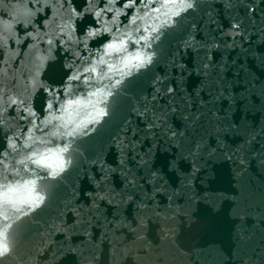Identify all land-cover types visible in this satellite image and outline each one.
Returning a JSON list of instances; mask_svg holds the SVG:
<instances>
[{"label": "water", "instance_id": "95a60500", "mask_svg": "<svg viewBox=\"0 0 264 264\" xmlns=\"http://www.w3.org/2000/svg\"><path fill=\"white\" fill-rule=\"evenodd\" d=\"M0 184V264H264V0H0Z\"/></svg>", "mask_w": 264, "mask_h": 264}, {"label": "snow or ice", "instance_id": "6c2138e0", "mask_svg": "<svg viewBox=\"0 0 264 264\" xmlns=\"http://www.w3.org/2000/svg\"><path fill=\"white\" fill-rule=\"evenodd\" d=\"M109 48L115 49V48H117V45L110 44ZM136 59H140V58L137 56ZM46 159L45 160H35L34 162L37 164H45ZM48 166H50V165H48ZM30 196H31V191H30L29 186L27 184H23V185H3V184H0V199H3L6 202H11L10 198H12V197L20 198V199H26L27 197H30Z\"/></svg>", "mask_w": 264, "mask_h": 264}]
</instances>
